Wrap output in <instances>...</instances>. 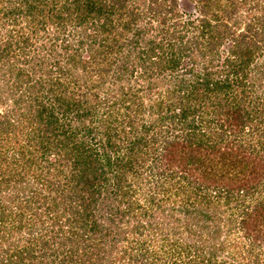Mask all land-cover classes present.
<instances>
[{"label":"trees","instance_id":"16d2710c","mask_svg":"<svg viewBox=\"0 0 264 264\" xmlns=\"http://www.w3.org/2000/svg\"><path fill=\"white\" fill-rule=\"evenodd\" d=\"M186 2L0 0V264H264V0Z\"/></svg>","mask_w":264,"mask_h":264},{"label":"rangeland","instance_id":"374dc122","mask_svg":"<svg viewBox=\"0 0 264 264\" xmlns=\"http://www.w3.org/2000/svg\"><path fill=\"white\" fill-rule=\"evenodd\" d=\"M146 3L148 4V0H146ZM178 9H179V11H181V15H182V19L181 18H178V19L182 20L183 22H185L186 19H190L191 16L198 15V13H199V15H201V13L199 12V9H197V10L194 9V6L192 5V3H190V2L187 3L186 0H181V1L179 0ZM197 11H198V13H197ZM203 15H204V13H203ZM240 15L244 16V13L242 11H240ZM240 15L237 14L238 17H241ZM234 16L236 17V15H234ZM208 17H210V16H208ZM246 17L248 18V16H246ZM157 24H158V22H157ZM10 28H11V26L8 27V29H10ZM243 28L244 27H241L240 31H242ZM232 29H234V28L232 27ZM54 32H55L54 28H49L45 32H42L40 34V36L42 35L43 36V40L45 41L44 37L51 38L54 35ZM3 33L6 34L7 31H4ZM41 38L42 37H40L39 40ZM17 58L22 59L21 56H18ZM252 74H254V73H252ZM261 84H262V86L260 85L259 82H257L255 84V86L250 90V94L251 95H256L257 98H258V100L255 99L256 102H251L250 103V105L252 104V106L258 107L259 103L262 102V100L259 97H263V95H264V80L261 81ZM236 89H237V87H236ZM237 90H238L237 92H240L239 91L240 89H237ZM82 91H83V89H81L80 92L82 93ZM248 98H249V100H251V99H253L255 97L251 98V96L248 95ZM241 100H242V97H241ZM259 107H260V110L262 111L264 109L263 108L264 104L259 105ZM102 112H104V109L100 111V113H102ZM216 128H218V126H215L214 130H216ZM219 132H221L224 135H230L231 134V131H229V130H227L225 128L223 130L219 131ZM257 141L259 142V140H257ZM245 205H248V201H247V203H245ZM233 206H237V205L233 204ZM238 207L240 208V206H238ZM239 208H238V210H239ZM244 208H245V206H244ZM21 213H22V211H21ZM15 219H16L15 222L10 223L9 225H14V226L17 227L18 233H19V239H21V244L23 245V244L26 243L25 240L29 236H31V234H32V233H30L31 231H30V228H29L31 226L32 222H29L28 219H23V220L20 219V218H18V219L15 218ZM4 233H6V231L2 229L0 231V238L3 236ZM33 233H35V232H33ZM6 236L9 237V234L6 233ZM240 236L241 235L238 234V233H236V235L234 236L235 244L239 245V247H235L234 245H232L233 248H231V250H229V252L219 256V261L216 264H224L223 262H225V261L228 262L227 264H246V262L244 261L246 259V257L243 256V260H242L240 253L248 250V248L251 247V241L249 239H246V238H244L242 240V242L236 240V238H240ZM243 236H244V234H243ZM9 238H10V241L12 243H14V237H9ZM0 241H2V240H0ZM3 242H5V241H3ZM256 252L258 253L259 250H256ZM262 262H264V257L262 258ZM185 263L186 264L188 263V259H185Z\"/></svg>","mask_w":264,"mask_h":264}]
</instances>
